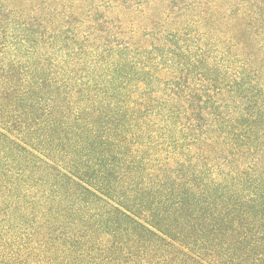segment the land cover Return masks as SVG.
Instances as JSON below:
<instances>
[{
	"label": "trees",
	"instance_id": "16d2710c",
	"mask_svg": "<svg viewBox=\"0 0 264 264\" xmlns=\"http://www.w3.org/2000/svg\"><path fill=\"white\" fill-rule=\"evenodd\" d=\"M0 264H264V0H0Z\"/></svg>",
	"mask_w": 264,
	"mask_h": 264
}]
</instances>
